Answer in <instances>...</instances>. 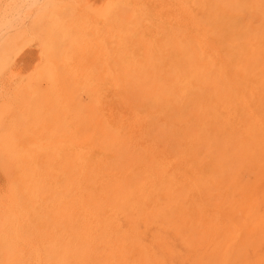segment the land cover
Instances as JSON below:
<instances>
[{"label":"bare ground","instance_id":"bare-ground-1","mask_svg":"<svg viewBox=\"0 0 264 264\" xmlns=\"http://www.w3.org/2000/svg\"><path fill=\"white\" fill-rule=\"evenodd\" d=\"M4 78L0 264H264V0H0Z\"/></svg>","mask_w":264,"mask_h":264},{"label":"rangeland","instance_id":"rangeland-1","mask_svg":"<svg viewBox=\"0 0 264 264\" xmlns=\"http://www.w3.org/2000/svg\"><path fill=\"white\" fill-rule=\"evenodd\" d=\"M35 48V47H34ZM33 56V57H32ZM32 56H29V57H32V59L31 60H28V62H32V60H33V58L35 57L33 54H32ZM30 69H33V68H30ZM30 72H32V71H30ZM33 73V72H32ZM32 73L30 74V76L32 75ZM26 75L23 73V77H25ZM8 78H4V79H0V94H2V93H4L5 92V90L3 89L4 88V86H3V81L4 80H7ZM12 83H14V82H12ZM39 90H40V98H39V100H40V102L39 101H37L36 102V104H39V108H40V113H42V115H43V112H44V110L46 109V107H47V101H45L44 99H43V93L46 91V88H45V84H43V85H41L40 87H39ZM26 95V94H25ZM5 96H8L9 98V100H8V102H9V106H7V110H10V113L12 114V115H19L20 114V107L17 105V96H16V94L14 93V89H12V90H10V91H8L7 93H5ZM43 117V116H42ZM20 124V123H19ZM44 124H46L47 125V123L45 122V121H43V119H41L40 121H39V123L38 124H36L35 126V129L37 130V133H36V135L38 134V132H40V131H42V129H43V125ZM21 126H24V128H27V127H29V124H25V123H23V124H20ZM31 132V131H30ZM1 163H2V157L0 156V190H1V184H2V182H3V177H5V173H4V171L2 170V168H1Z\"/></svg>","mask_w":264,"mask_h":264}]
</instances>
